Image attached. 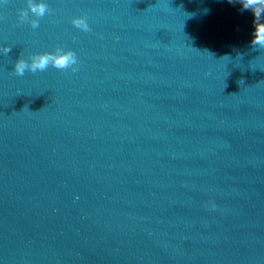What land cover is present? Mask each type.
I'll use <instances>...</instances> for the list:
<instances>
[{"label":"water","instance_id":"obj_1","mask_svg":"<svg viewBox=\"0 0 264 264\" xmlns=\"http://www.w3.org/2000/svg\"><path fill=\"white\" fill-rule=\"evenodd\" d=\"M45 2L33 29L18 22L27 0H0V264H264L252 14L228 0ZM57 45L76 71L15 74Z\"/></svg>","mask_w":264,"mask_h":264},{"label":"clouds","instance_id":"obj_2","mask_svg":"<svg viewBox=\"0 0 264 264\" xmlns=\"http://www.w3.org/2000/svg\"><path fill=\"white\" fill-rule=\"evenodd\" d=\"M228 2L230 4L239 3L241 5L239 9L241 13L250 12L252 14L253 31L250 41L251 46L253 48L264 49V0H228ZM50 11L45 0H27V7L18 10V22L21 24L28 22L33 29H36L39 27V18L44 17L47 13H50ZM72 24L84 32L91 31V26L86 16L73 17ZM11 51L12 47L9 45L3 46L2 48V52L5 55L9 54ZM77 64L78 57L73 49H65L57 45L54 51H43L30 54L29 59H25L23 55H21L20 58L15 61L14 72L18 76H23L26 71L32 73L43 72L50 66L61 71L68 69L76 71ZM243 82V80L239 81L240 84ZM213 207H215L214 204Z\"/></svg>","mask_w":264,"mask_h":264}]
</instances>
